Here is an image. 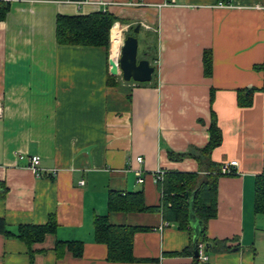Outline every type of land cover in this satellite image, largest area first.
Instances as JSON below:
<instances>
[{
	"label": "crops",
	"instance_id": "crops-1",
	"mask_svg": "<svg viewBox=\"0 0 264 264\" xmlns=\"http://www.w3.org/2000/svg\"><path fill=\"white\" fill-rule=\"evenodd\" d=\"M6 3L9 12L0 21V217L13 233L51 218L57 229L32 246L33 260L24 242L0 233V264H111L94 228L97 216L109 215L110 194L142 192L146 206H161L160 172H200L196 159L170 154L207 147L213 115L223 142L212 160L237 166L235 175L219 178L205 264H264V214L255 213L256 180L264 175V0ZM99 12L120 20L109 51L58 44L59 16ZM138 25L139 57L156 68L147 84L125 82L120 69L123 42ZM250 91L252 106L240 107L239 97ZM22 155L41 158L40 176ZM109 217L112 225L145 229L134 236L138 261L129 264H197L191 228L161 230V212ZM58 241L83 243V256L66 248L60 257Z\"/></svg>",
	"mask_w": 264,
	"mask_h": 264
},
{
	"label": "trees",
	"instance_id": "trees-1",
	"mask_svg": "<svg viewBox=\"0 0 264 264\" xmlns=\"http://www.w3.org/2000/svg\"><path fill=\"white\" fill-rule=\"evenodd\" d=\"M40 1H62V0H40ZM82 1V0H70ZM9 12V4L0 2V21H3ZM119 18L110 12H99L88 16L63 17L59 16L57 21V41L59 45L104 47L109 51L110 33L113 26L119 22ZM135 27L131 28L129 35H134ZM112 31V44L114 45ZM139 37V35H138ZM212 66L210 56L206 58V71ZM240 107L252 106V91L244 97H239ZM211 140L207 147L201 150H192L187 154L171 153V159L181 161L191 157L198 161L199 173H167L164 180H158V186L162 192L163 200L159 207H148L144 202L142 192L122 194L112 192L109 199V215L114 212L139 213V212H161L165 222L175 224L180 230H189V199L196 193L195 212L199 219L206 225L217 217L218 210V182L222 172V165L213 162V151L221 146L223 133L218 126L217 118L213 115L210 128ZM1 190V188H0ZM255 213L264 214V175L256 180L255 186ZM109 215L97 216L94 222L97 242L108 248V262L135 263L138 260L134 256V236L137 232L145 230L133 226H115L110 222ZM57 224L51 218L47 225H22L13 233L6 221L0 217V233L6 237L14 236L24 242L29 248L31 258H34L32 246L41 243L46 235L55 234ZM206 233V232H205ZM202 235L199 243H205L212 247L208 238ZM68 248L75 257H82L84 246L81 242H57L56 251L60 257ZM191 252V248H189Z\"/></svg>",
	"mask_w": 264,
	"mask_h": 264
},
{
	"label": "water",
	"instance_id": "water-1",
	"mask_svg": "<svg viewBox=\"0 0 264 264\" xmlns=\"http://www.w3.org/2000/svg\"><path fill=\"white\" fill-rule=\"evenodd\" d=\"M141 26L138 25L134 30V35H128L123 42L120 69L123 80L125 82H136L139 84H147L153 81L156 68L148 59H141L139 57V37ZM195 198L194 193L189 199V225L192 231L193 252L196 258H199L198 245L202 235L206 232L207 225L198 218L195 212Z\"/></svg>",
	"mask_w": 264,
	"mask_h": 264
},
{
	"label": "built area",
	"instance_id": "built-area-1",
	"mask_svg": "<svg viewBox=\"0 0 264 264\" xmlns=\"http://www.w3.org/2000/svg\"><path fill=\"white\" fill-rule=\"evenodd\" d=\"M1 1H4V2H8L10 0H0ZM170 1H174V0H170ZM219 7H225V4L223 3H220L219 4ZM1 114V112H0ZM22 160H26L28 162V166L30 167V169L33 171V173L37 176H40L41 174V158L39 156H31V157H26V156H21ZM137 161L139 163H142L143 162V158H137ZM236 166H237V162H231L230 164L228 165H225L222 167V172L223 174L225 175H235L236 173ZM137 174L139 176H141V171H138ZM54 175H56L54 173ZM164 175L165 173L164 172H160L159 176H158V180H164ZM139 183H144V179L142 177H140ZM85 184L84 181L81 182V185L83 186ZM171 226L170 223L168 222H165L162 226H161V230L165 229L166 227H169ZM198 249H199V258L197 259V264H205L207 262H209V255L207 254V246L205 243H199L198 245Z\"/></svg>",
	"mask_w": 264,
	"mask_h": 264
}]
</instances>
